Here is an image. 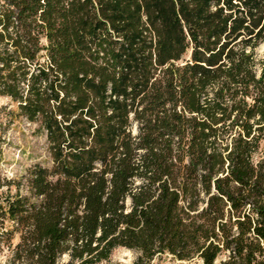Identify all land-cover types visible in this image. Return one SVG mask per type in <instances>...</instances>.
Segmentation results:
<instances>
[{
    "label": "trees",
    "instance_id": "1",
    "mask_svg": "<svg viewBox=\"0 0 264 264\" xmlns=\"http://www.w3.org/2000/svg\"><path fill=\"white\" fill-rule=\"evenodd\" d=\"M261 43L264 0H0L47 151L0 175L4 264H264Z\"/></svg>",
    "mask_w": 264,
    "mask_h": 264
},
{
    "label": "rangeland",
    "instance_id": "2",
    "mask_svg": "<svg viewBox=\"0 0 264 264\" xmlns=\"http://www.w3.org/2000/svg\"><path fill=\"white\" fill-rule=\"evenodd\" d=\"M256 52L258 56L264 55V43L256 48ZM0 158V175L7 179L19 178L29 165L44 163L47 159L44 134L37 130L36 124L17 114L15 103L7 97H0ZM2 189L5 190L6 187ZM17 241L18 236H15L12 243ZM7 257L8 250L4 246L0 251V264H4ZM135 258L133 251L116 248L108 260L98 264H134ZM66 259L64 257V261ZM188 264L201 262L194 260Z\"/></svg>",
    "mask_w": 264,
    "mask_h": 264
}]
</instances>
